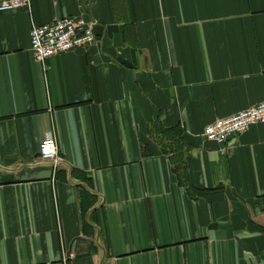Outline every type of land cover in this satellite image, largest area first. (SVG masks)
Masks as SVG:
<instances>
[{"label": "crops", "instance_id": "obj_1", "mask_svg": "<svg viewBox=\"0 0 264 264\" xmlns=\"http://www.w3.org/2000/svg\"><path fill=\"white\" fill-rule=\"evenodd\" d=\"M68 17L94 43L39 64L32 26ZM262 102L264 0L0 13V264H264V123L203 138Z\"/></svg>", "mask_w": 264, "mask_h": 264}, {"label": "built area", "instance_id": "obj_2", "mask_svg": "<svg viewBox=\"0 0 264 264\" xmlns=\"http://www.w3.org/2000/svg\"><path fill=\"white\" fill-rule=\"evenodd\" d=\"M30 0H0V13L29 8ZM95 41L93 25L84 17H68L49 24L34 25L30 30L31 51L39 64L58 54L86 47ZM264 123V102L205 127L203 138L218 145L245 133L251 126ZM39 158L51 165L53 172L61 166L56 140L49 136L40 145Z\"/></svg>", "mask_w": 264, "mask_h": 264}]
</instances>
